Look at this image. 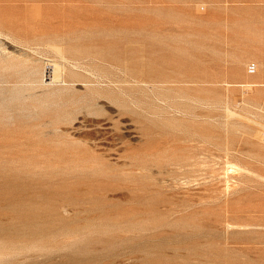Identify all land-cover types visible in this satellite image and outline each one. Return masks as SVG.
<instances>
[{
  "label": "rangeland",
  "instance_id": "1",
  "mask_svg": "<svg viewBox=\"0 0 264 264\" xmlns=\"http://www.w3.org/2000/svg\"><path fill=\"white\" fill-rule=\"evenodd\" d=\"M0 264H264V0H0Z\"/></svg>",
  "mask_w": 264,
  "mask_h": 264
},
{
  "label": "bare ground",
  "instance_id": "2",
  "mask_svg": "<svg viewBox=\"0 0 264 264\" xmlns=\"http://www.w3.org/2000/svg\"><path fill=\"white\" fill-rule=\"evenodd\" d=\"M194 153H195V152H194ZM192 156H194V155H192ZM192 156H191V157H192ZM188 157H189V156H188ZM195 158H196V157H195ZM195 158H194V159H195ZM198 158H199V155H198ZM198 158H197V159H198ZM185 159H186V157H185ZM185 159H184V161H183V160H181V161H182V162H185V161L187 160V159H186V160H185ZM190 159H192V158H190ZM190 159H188V160H190ZM182 162H181V163H182ZM187 162H188V161H187ZM187 162H186L185 164H188V165H189V162H188V163H187ZM196 162H197V161H195V163H196ZM181 163H180V164H181ZM195 163H194V164H195ZM185 164H184V165H185ZM182 165H183V164H182ZM184 165H183V166H184ZM189 166H190V165H189Z\"/></svg>",
  "mask_w": 264,
  "mask_h": 264
}]
</instances>
